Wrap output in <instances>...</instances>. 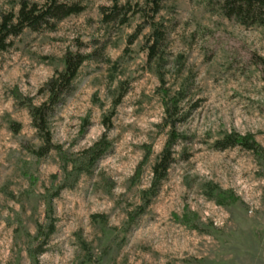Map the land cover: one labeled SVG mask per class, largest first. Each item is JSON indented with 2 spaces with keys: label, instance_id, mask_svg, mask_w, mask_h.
Segmentation results:
<instances>
[{
  "label": "rangeland",
  "instance_id": "374dc122",
  "mask_svg": "<svg viewBox=\"0 0 264 264\" xmlns=\"http://www.w3.org/2000/svg\"><path fill=\"white\" fill-rule=\"evenodd\" d=\"M19 1L0 0V15L17 11ZM76 1L85 5L81 13L53 30L27 28L0 52V264H264V158L213 146L232 130L253 133L264 146V80L256 63L264 26H245L207 0H164L160 65L158 58L147 62L142 49L151 28L132 37L143 23L139 14L123 25L105 23L100 7L112 0ZM77 47L93 57L50 118L63 152L76 158L98 140L104 116L128 87L107 131L111 148L91 172L66 165L57 150H27L22 140L36 148L42 140L13 95L18 87L41 103L39 89ZM162 86L181 95L178 127L186 137L147 203L143 191L168 136ZM208 181L240 199L217 204L204 193Z\"/></svg>",
  "mask_w": 264,
  "mask_h": 264
},
{
  "label": "trees",
  "instance_id": "16d2710c",
  "mask_svg": "<svg viewBox=\"0 0 264 264\" xmlns=\"http://www.w3.org/2000/svg\"><path fill=\"white\" fill-rule=\"evenodd\" d=\"M164 0H144V3L135 2L133 5L127 1L122 3L120 0H112L111 5L100 7L102 21L105 23L117 22L120 25L129 22L132 15L139 14L143 23L139 25L132 37H136L147 26L151 28V35L146 39L143 45L147 62L158 58L161 65L163 59V43L165 40V27L162 22L157 20V15L162 9ZM209 5H213L221 10L227 17L234 18L245 26L260 25L264 26V0H207ZM85 5L76 0H44L42 3L31 0H20L17 11L10 10L2 12L0 15V52L7 51L12 45V40L24 32L25 29L40 31L42 29L53 30L58 22L72 14L81 13ZM130 43L132 41L130 40ZM93 53L82 52L78 47L68 49L64 55V66L61 70H56L54 74L39 89V93L45 95V99L37 104L34 98L25 95L18 87L13 89V95L17 102L27 106L32 119V125L36 128L42 143L37 148L24 139L22 145L38 156H44L51 150H57L63 155L65 164L72 163L74 169L78 172H91L97 162L110 150L111 141L108 138L107 131L112 127V117L115 113V107L125 96L127 88L123 90L113 103V108L108 115L104 116L103 124L106 127L105 133L92 145L83 149L79 156L71 158L66 152H63L61 145L53 141V135L50 129V118L56 106L73 89L75 80L79 74L83 63L92 58ZM256 63L261 66L262 77L264 80V55L257 56ZM165 82L163 74L160 77ZM161 100L164 105L163 125L168 128V136L164 148L153 165V176L150 187L143 191V196H155L167 178L171 165L175 161V147L186 137L179 130L178 124L183 120L181 114V95L172 94L164 86L160 89ZM21 124L13 122L14 131H19ZM215 149L224 150L230 147H241L250 150L258 159L264 158V146L256 139L253 133H240L236 130L226 131L213 142ZM205 195L213 199L219 205H228L236 203L240 198L232 189H225L218 183L208 181L205 183ZM143 212V207L139 208V213ZM193 214V213H192ZM194 215V214H193ZM135 215H131L134 220ZM186 224L198 228L197 224H192L186 217ZM54 227L51 226L47 236L53 233ZM43 252L40 248L37 254Z\"/></svg>",
  "mask_w": 264,
  "mask_h": 264
}]
</instances>
